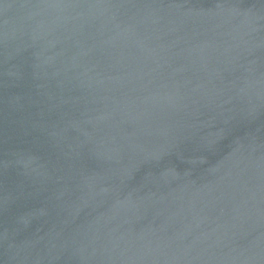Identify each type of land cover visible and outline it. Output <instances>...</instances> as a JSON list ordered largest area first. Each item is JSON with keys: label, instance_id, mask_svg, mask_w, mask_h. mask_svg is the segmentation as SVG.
I'll use <instances>...</instances> for the list:
<instances>
[{"label": "water", "instance_id": "95a60500", "mask_svg": "<svg viewBox=\"0 0 264 264\" xmlns=\"http://www.w3.org/2000/svg\"><path fill=\"white\" fill-rule=\"evenodd\" d=\"M0 264H264V0H0Z\"/></svg>", "mask_w": 264, "mask_h": 264}]
</instances>
